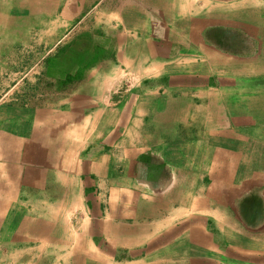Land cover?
Instances as JSON below:
<instances>
[{"label":"rangeland","instance_id":"rangeland-1","mask_svg":"<svg viewBox=\"0 0 264 264\" xmlns=\"http://www.w3.org/2000/svg\"><path fill=\"white\" fill-rule=\"evenodd\" d=\"M65 1L0 0V144L17 132L41 139L47 132L42 127L48 125L43 117L49 116L53 128L56 112L74 108L87 114L118 109L117 129L126 136L138 119V134L129 148L125 144L127 156L103 189L97 173H91L87 188L98 197L86 204L95 215L83 212L81 197H33L21 186L34 177L27 173L15 174L9 188L8 173L0 166V264H140L169 241L171 250L181 244L187 250L183 229L201 224L208 227L218 256L201 254L197 263L264 264V0H180L182 13L176 15L182 19L175 28L172 12L165 19L166 13L132 0H106L73 28L77 21L66 18ZM164 1L170 8V0ZM129 8L146 18L126 19ZM104 12L119 18L108 20ZM162 22L167 26H159ZM232 37L253 42L255 53L244 56L240 44L226 43ZM221 44L234 49L222 50ZM136 50L138 59L130 61ZM218 61L223 64L217 67ZM177 85L182 90H174ZM23 111H35L34 119H28L34 123L19 121ZM139 111L141 118L135 115ZM85 121H71L74 130L65 135L76 136ZM99 121H88L92 133ZM61 126L67 123L60 121ZM58 132L50 131L53 137ZM176 137H181L177 153L166 158L164 151ZM26 148L23 159L34 150ZM50 173H56L53 167ZM117 176L123 180L115 181ZM174 194L183 201H170L167 210L181 209V214L174 217L170 211L165 229H173L163 230L149 244L112 246L114 255L107 259L99 256L97 244L89 245L96 236L102 241L98 228L115 216V209L129 211L130 221L143 223L150 216L147 210ZM248 194L262 195L251 202L256 212L263 208L262 219L251 214L255 223H249L241 207L250 200ZM172 257L166 264H182L178 254ZM184 264L196 262L189 257Z\"/></svg>","mask_w":264,"mask_h":264},{"label":"crops","instance_id":"crops-1","mask_svg":"<svg viewBox=\"0 0 264 264\" xmlns=\"http://www.w3.org/2000/svg\"><path fill=\"white\" fill-rule=\"evenodd\" d=\"M135 3H139L140 7H144L145 9H150V11H160L163 14H165L164 18L168 19L170 17L167 16L168 14H171V19H173V23H176L178 18L182 19V15L178 17L176 13H182V2H179L177 0H170L169 5L171 7L169 8L168 4L164 0H148L150 3L143 2L141 4V1L132 0ZM106 3V0H66L64 2L65 9V15L68 20L75 19L77 22L73 26V28H76V26L85 19L88 15H94V13H91L95 7H101L103 3ZM143 5V6H142ZM151 6V7H150ZM149 11V12H150ZM179 11V12H176ZM260 11V10H259ZM128 13L125 15V18L128 20H135V19H145V16H136V10L134 8H129ZM168 12V13H167ZM244 10H240L239 13H243ZM262 16H264V12H260ZM103 14V13H100ZM104 17L108 20L110 18H114L115 20H118L119 15L118 13H106L104 12ZM108 16V18H107ZM112 16V17H111ZM236 18V17H235ZM234 17L232 19H235ZM120 23L118 25L123 24V17L120 18ZM244 21V19H242ZM119 21H116V23ZM164 22V21H163ZM159 23V26L166 27L167 25L165 23ZM155 23V22H154ZM156 25V23H155ZM106 26L105 24L103 25ZM177 27V23L174 25L173 28ZM171 29V28H170ZM262 30V29H258ZM172 34H174V31H171ZM166 36V33H162L160 37ZM225 37V36H224ZM229 36L225 37V40ZM164 38V37H163ZM241 42H240V41ZM235 42L239 46L244 49V52L242 54L244 56L250 55L254 50V44L253 42L250 43V41H246V44L241 39L236 40L232 37V40H228L226 43ZM219 45V44H217ZM222 45V44H221ZM220 47L226 49V50H233L234 48L230 44H225ZM236 45V44H234ZM246 45V46H245ZM218 47V46H216ZM245 47V48H244ZM222 50H225V49ZM154 50V47L152 46V49ZM151 53V52H150ZM255 53V52H253ZM139 52L136 50L134 53L130 55L131 60L138 59ZM153 54V53H152ZM147 57V55L145 56ZM217 61V60H216ZM213 62V61H212ZM215 66L218 67V64L222 65L223 63L215 62ZM212 65H214L212 63ZM214 66V67H215ZM179 84V82H177ZM196 83V82H195ZM203 85L204 80H203ZM213 85L210 84L209 86ZM191 87V86H190ZM208 87V86H206ZM174 90H182V85H177ZM262 102V99H260ZM263 103V102H262ZM264 110V105H263ZM73 111H66L64 114H60L56 112V123L52 128V125L50 124L49 116L43 117L42 119L47 120V127L43 126L44 130H47L46 134L40 139V137H37L33 133L31 134V137L27 136L25 134V137L23 133L17 132L13 136L10 135V137L6 140V143L0 144V166H2L4 169V172L8 173V179H5L7 182V186L10 188L12 184L15 182V174H21L27 173L28 175H33V179H31V182L21 183V186L24 187V189H28L30 191V195L33 194V197H42V198H49V197H58L60 194H64L67 197L72 196V199L81 197V199L84 201L82 204V207H84L82 210L86 214H90V212L95 215L94 208H91L89 204H92L89 199H96L98 197L94 190L89 187V183L92 181L91 173L96 172L98 175V184L99 188L103 189L108 182H111L112 174L116 172V166L122 165L124 161L123 156L126 154V146L128 145V148L134 144V136L138 134L136 126H138V119H134L130 125V128L128 127V131L125 133L121 131V129H117L116 125L117 122L114 121L118 119L121 116V113H117L119 110L116 111H108L106 113L105 110L99 109L98 111L87 114V111H74L77 109H72ZM127 111V110H124ZM40 112V111H39ZM38 112V113H39ZM120 112V111H119ZM165 113H169L170 111H164ZM261 113L264 111H260ZM29 113V114H28ZM126 112L122 113V116L124 117V114ZM141 111L139 113H136L135 115L137 117H140ZM178 114V112H176ZM26 116H29L26 119ZM33 117H35V111H24L18 115L19 121L27 120L28 124L32 123L29 122ZM82 117L85 119L84 127L81 125H78V130L76 133V136L73 135V133H70V131L65 135L64 131L74 130V125L71 124V121L76 122V119H79ZM99 118V127L96 128V131L93 133L91 132V126L87 125L90 118ZM17 118V119H18ZM141 118V117H140ZM29 119V120H28ZM34 119V118H33ZM111 119V120H110ZM264 120V118H263ZM63 121L67 123V127L61 126L59 127V122ZM72 125V126H71ZM103 129L104 132H101L100 129ZM55 130H58V134L52 136L50 131L53 133ZM118 130V131H117ZM169 130H173V126L169 128ZM32 131H34L32 129ZM107 133V134H106ZM124 134V135H123ZM105 136V137H104ZM42 140V141H39ZM173 141L172 145L168 149L164 151V156L167 158L172 153H177V148L175 145L177 143L180 144L181 137H176L171 139ZM129 141V142H127ZM140 139L136 140V142H139ZM26 142L30 144L29 146L25 143ZM41 142H43L41 144ZM131 144V145H129ZM25 146L27 147L26 150H32L30 153H28V156L23 159V150H25ZM142 147L138 148H132V149H141ZM174 149V150H170ZM131 152L133 150H130ZM132 154L135 155L133 152ZM181 155V154H180ZM127 156V155H126ZM133 157V155H130ZM24 160V161H23ZM52 167L56 173L52 174L50 171L52 170ZM55 167V168H54ZM6 169V170H5ZM40 176V177H35ZM122 176V175H121ZM118 178L114 177L115 181H122L123 178L117 176ZM20 179V178H19ZM58 181L56 184H53L52 186H46V185H39L43 181ZM5 182V183H6ZM24 182V179H23ZM92 183V182H91ZM90 183V184H91ZM15 184V183H14ZM13 184V185H14ZM58 184V185H57ZM57 185V187H55ZM49 187V188H48ZM89 189L87 191V189ZM64 191V192H63ZM100 191V190H99ZM247 193V192H244ZM99 197H103L101 195V192L99 194ZM246 198H250V200L247 202V205H242L243 212L248 213L249 215V223H255V219L251 220V214L256 213L259 215L263 212V208H259L258 212L255 211L252 207V203L254 198H262V195H251L248 194ZM252 198V199H251ZM182 200V198L178 199L176 194L168 196L166 199V202L164 204H156L155 207L151 209V211L147 210V214L150 216L148 217V220L143 223H134L130 221V217L132 216L129 211H120L119 209H115L113 211V214H115L114 217H106V222L101 226L96 227L98 228V231L100 230V236L102 237V241H99L97 236L90 240L89 245L97 244V251H99V256L105 255L104 258L107 259V255L111 254L112 252V246L115 247L116 245H123V244H149L152 242L159 233H162L163 230H166V232L172 230L171 227H166V223H169L172 220L171 212H173V216L176 217L177 215H180V210L177 208H173L172 210H167V207L170 206L167 205V203H170L172 200ZM88 203L86 204V202ZM164 201V200H163ZM246 204V203H245ZM40 206V204H38ZM100 213H102V209L98 208ZM106 213L112 214L110 211H107ZM245 213V214H246ZM244 214V215H245ZM125 215V216H124ZM150 217H153V221H149ZM264 217V216H263ZM124 218H127L126 220ZM259 219H262V216L259 215ZM102 222L104 220L102 219ZM218 225H220L218 223ZM208 227L206 225H192L189 227H186L183 229L185 231L186 235V242L188 243V249L182 250V244L181 248L179 249H173L171 250L172 242L169 241L165 245H163V248L160 250H156L155 252H150L146 255V257H142L140 264H166V262H169L172 256L176 257L178 254V257L181 258L182 264L190 257L191 261L196 262V264H200L201 262L197 263L199 261L196 256L203 255V254H209L210 256L214 255L215 259L218 256V246L214 247L212 243L209 242L208 236H210V233L208 231ZM171 233V232H169ZM103 234L104 236H102ZM181 235V234H180ZM179 235V236H180ZM104 237V238H103ZM177 239V238H176ZM174 240L175 242L177 240ZM180 243L182 242V236L178 238ZM133 240V241H132ZM171 240V239H170ZM178 240V241H179ZM174 242V243H175ZM99 244V245H98ZM108 244L110 248H107L105 245ZM177 245V244H176ZM95 246V247H96ZM100 248H99V247ZM105 246V247H104ZM182 250V252H180ZM114 255V254H111ZM103 258V259H104ZM104 259V260H106ZM211 260H214L210 258Z\"/></svg>","mask_w":264,"mask_h":264}]
</instances>
